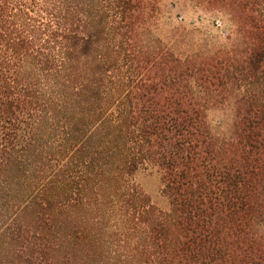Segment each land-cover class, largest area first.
<instances>
[{"label": "trees", "instance_id": "obj_1", "mask_svg": "<svg viewBox=\"0 0 264 264\" xmlns=\"http://www.w3.org/2000/svg\"><path fill=\"white\" fill-rule=\"evenodd\" d=\"M195 1L242 49L176 52L156 0H0V264H264V95L207 121L264 78V0Z\"/></svg>", "mask_w": 264, "mask_h": 264}, {"label": "rangeland", "instance_id": "obj_2", "mask_svg": "<svg viewBox=\"0 0 264 264\" xmlns=\"http://www.w3.org/2000/svg\"><path fill=\"white\" fill-rule=\"evenodd\" d=\"M156 2L153 12L154 25L150 32L164 44L171 45L176 52L194 57L193 54L204 55L203 53L217 52L221 49L230 51L233 44L242 49V39L237 33L238 24L227 11L213 12L195 0ZM240 78V81L227 83L219 90L221 96L217 99L218 104L214 102L208 104L207 121L212 132L218 137L228 135L233 109L245 107L247 104L238 100L236 96L250 94L261 100L264 95V78L244 74H240ZM135 180L151 201L163 202L159 197L161 182L157 167L138 170ZM79 256L83 257V254L77 252V257Z\"/></svg>", "mask_w": 264, "mask_h": 264}]
</instances>
